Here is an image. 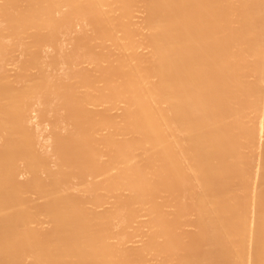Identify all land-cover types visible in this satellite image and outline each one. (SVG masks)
<instances>
[{"label": "bare ground", "instance_id": "obj_1", "mask_svg": "<svg viewBox=\"0 0 264 264\" xmlns=\"http://www.w3.org/2000/svg\"><path fill=\"white\" fill-rule=\"evenodd\" d=\"M263 134L264 0H0V264H264Z\"/></svg>", "mask_w": 264, "mask_h": 264}, {"label": "rangeland", "instance_id": "obj_2", "mask_svg": "<svg viewBox=\"0 0 264 264\" xmlns=\"http://www.w3.org/2000/svg\"><path fill=\"white\" fill-rule=\"evenodd\" d=\"M78 38H80V39H83V38H85L86 36H84V35H79V36H77ZM41 42L42 43H48V40H47V38L46 37H41ZM35 55L34 54H30L29 56H28V58H29V61H31L32 59H33V57H34ZM10 67V66H9ZM10 73H12L11 71H8V72H6V74L5 75H10ZM32 114H34V112L32 113ZM39 121L40 122H42V123H47V122H49L50 120H49V118L47 117V116H40L39 117ZM263 138H264V134H263ZM92 175H94L95 174V171L94 172H92L91 173ZM81 179H83L82 177L80 178V179H76V180H81ZM80 201H82V202H87L88 201V198H87V196H83V198H80L79 199ZM90 200V199H89ZM134 224H136V220L134 221V222H132V225H134ZM126 256H128L129 258H133L134 257V253H133V251H131V252H129V253H127V255ZM145 264H158V263H155V261L154 262H145Z\"/></svg>", "mask_w": 264, "mask_h": 264}]
</instances>
